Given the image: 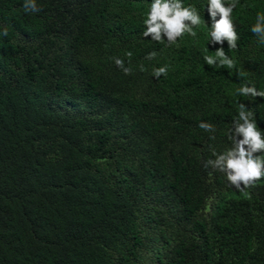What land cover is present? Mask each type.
Listing matches in <instances>:
<instances>
[{
	"label": "trees",
	"instance_id": "1",
	"mask_svg": "<svg viewBox=\"0 0 264 264\" xmlns=\"http://www.w3.org/2000/svg\"><path fill=\"white\" fill-rule=\"evenodd\" d=\"M152 2L0 0V264H264V178L204 166L240 104L264 135V98L238 91H264V0L232 12V68L205 62L208 0H182L201 24L173 44L144 37Z\"/></svg>",
	"mask_w": 264,
	"mask_h": 264
},
{
	"label": "clouds",
	"instance_id": "2",
	"mask_svg": "<svg viewBox=\"0 0 264 264\" xmlns=\"http://www.w3.org/2000/svg\"><path fill=\"white\" fill-rule=\"evenodd\" d=\"M237 3L238 0H232L229 4H225L224 0H208L207 11L212 20L211 39L208 42L221 45L216 49L215 57H204L209 66H227L229 68L235 66L234 61L225 54L223 42L227 40L229 49L237 47L236 42L239 36L231 18ZM23 8L25 12L40 11L36 0H24ZM217 16L219 19H216ZM144 24V37H151L156 42L166 40L168 44H173L186 32L195 36L196 32L193 31V28L201 24V17L193 6H184L182 0H153ZM251 31L257 35L261 43H264V14L257 15L256 23L252 26ZM3 35H8L6 29ZM127 55L131 57L132 53L128 52ZM155 55V52L148 53L146 59H154ZM115 64L126 75L131 74V69L124 66L123 60L115 58ZM166 74V67L154 70V76L157 79ZM238 91L243 96L264 98V91H258L255 86L248 84L242 85ZM252 116L253 113L246 111V106L240 104L239 118L233 121L229 136L232 147L221 154L214 152L215 159L207 161L204 165L205 168L211 166L214 170L226 174L229 185L238 190L253 186L256 181L264 178V159H260L256 155V153L264 152V135L257 128ZM199 127L205 131H215L211 124L203 121Z\"/></svg>",
	"mask_w": 264,
	"mask_h": 264
}]
</instances>
